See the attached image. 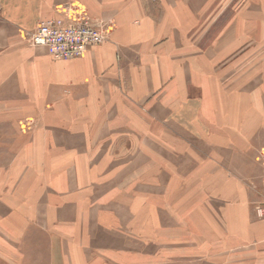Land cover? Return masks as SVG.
Here are the masks:
<instances>
[{
  "label": "crops",
  "instance_id": "1",
  "mask_svg": "<svg viewBox=\"0 0 264 264\" xmlns=\"http://www.w3.org/2000/svg\"><path fill=\"white\" fill-rule=\"evenodd\" d=\"M239 2L0 0V264H264V0ZM71 11L104 40L31 44Z\"/></svg>",
  "mask_w": 264,
  "mask_h": 264
},
{
  "label": "built area",
  "instance_id": "2",
  "mask_svg": "<svg viewBox=\"0 0 264 264\" xmlns=\"http://www.w3.org/2000/svg\"><path fill=\"white\" fill-rule=\"evenodd\" d=\"M72 13L42 21L27 36L31 44L43 46L54 59L65 60L82 57L90 46L104 40L106 27L102 22L78 18ZM256 159L262 167L264 181V148L258 152ZM255 213L264 217V203L255 207Z\"/></svg>",
  "mask_w": 264,
  "mask_h": 264
},
{
  "label": "rangeland",
  "instance_id": "3",
  "mask_svg": "<svg viewBox=\"0 0 264 264\" xmlns=\"http://www.w3.org/2000/svg\"><path fill=\"white\" fill-rule=\"evenodd\" d=\"M249 1L250 3V10H262V5L263 3L260 2L258 3L257 0H243V2H247ZM243 2H239L238 5L236 6L237 7H240V4L243 3ZM242 44V43H240ZM243 45H245L246 48H250L252 50H256L257 53L254 54L253 56L250 57V60H251V68L255 67V65L258 63V66H264V39L260 42H257L255 40H251V41H245L243 43ZM156 119V117L154 118ZM195 121V125H197V120H194ZM35 124H36V121L33 117H24V118H20V120H18L16 122V126H17V129L22 132V133H27L31 130H33L35 128ZM156 124V123H155ZM158 124H156L157 126ZM156 128V127H155ZM159 128V127H158ZM191 130V129H189ZM264 147H259L256 152H254V160L257 162V164L260 165V163L257 161V154L260 150H262ZM261 167V165H260ZM262 171V170H261ZM262 176V174H261ZM262 181H263V177L261 178ZM264 203V202H263ZM260 204V203H259ZM258 205V203L254 204L253 205V212L255 213V207ZM167 208L168 209H174L176 210V206L174 205V202L172 200H169L168 201V204H167ZM255 216L258 217L255 213ZM258 218H263V217H258ZM127 235H130L128 232L126 233ZM137 239L139 241H141V243H144L142 241V237L141 236H138ZM159 240H161V238H159ZM197 259V258H196Z\"/></svg>",
  "mask_w": 264,
  "mask_h": 264
}]
</instances>
